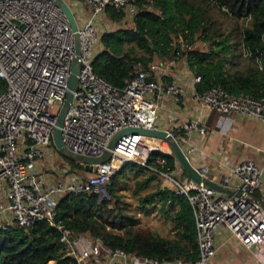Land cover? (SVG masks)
<instances>
[{"label": "built area", "instance_id": "built-area-1", "mask_svg": "<svg viewBox=\"0 0 264 264\" xmlns=\"http://www.w3.org/2000/svg\"><path fill=\"white\" fill-rule=\"evenodd\" d=\"M63 1L78 23L80 55L75 32L57 0H0V228L30 229L48 221L60 232L64 251L75 264H211L215 235L225 225L264 264V203L255 195L263 173L253 161L231 168L228 186L234 195L191 178L171 177L180 164L170 142L137 133L119 138L111 156L86 178L69 166L53 167V131L70 93L62 140L75 156H102L116 132L134 127L166 132L191 162L208 133L204 111L220 114L217 127L223 132L231 126V115L264 122V97L233 94L218 85L199 90L204 75L185 58L179 62V49L147 65L138 62L123 86L112 85L93 68L102 35L99 21L104 16L112 19L111 9L135 26L142 8L132 0ZM74 62L80 65L76 88L70 85ZM160 153L173 156L175 169ZM150 160L165 168L176 193L187 196L193 208L195 260L140 256L88 233L73 236L56 220L57 205L65 195L89 192L98 203L109 200L111 179L126 162L151 168Z\"/></svg>", "mask_w": 264, "mask_h": 264}, {"label": "trees", "instance_id": "trees-1", "mask_svg": "<svg viewBox=\"0 0 264 264\" xmlns=\"http://www.w3.org/2000/svg\"><path fill=\"white\" fill-rule=\"evenodd\" d=\"M132 1L142 8L136 16L135 27L102 34L100 40L104 49L97 51L94 57V71L112 85L123 86L138 62L147 65L160 59L162 53L169 54L175 38L181 34L191 42L200 37L211 45L209 52L183 51L188 63L204 75L199 90L218 85L233 94L264 97V0ZM216 8L233 18L243 17L248 21V26L240 30L238 39L249 59L257 64L250 65L246 72H231L225 66L228 59L224 54L233 44L231 34H225L215 16ZM110 15L114 19L123 16L111 9ZM222 53V57L214 61V57ZM160 154L166 156L175 169L173 156ZM149 164L161 171L165 169L153 160ZM77 165L84 169L83 164L78 162ZM152 168L126 162L111 179V199L101 203L97 202L94 193L65 195L57 205L56 220L64 223L73 236L88 233L108 246L121 247L140 256L168 259L182 256L195 260L198 256L197 228L187 196L178 195L169 187H160L141 196L139 192L153 180L150 176L137 181L134 194L140 201L138 207L144 215L151 214L158 207L163 209L174 223L176 236L165 238L153 232L145 234L135 230L141 217L130 209L131 205L123 199L121 190L127 189L131 176L138 180L143 173H155ZM114 230L123 233H114ZM60 236V232L45 220L36 222L30 229L0 228V264H75V259L65 253Z\"/></svg>", "mask_w": 264, "mask_h": 264}, {"label": "crops", "instance_id": "crops-1", "mask_svg": "<svg viewBox=\"0 0 264 264\" xmlns=\"http://www.w3.org/2000/svg\"><path fill=\"white\" fill-rule=\"evenodd\" d=\"M202 116L208 126V133L200 141L201 153L191 157L192 164L204 171L207 179L217 183L227 181L225 187L233 193L224 194L234 195L236 191L228 186L232 184L231 168L243 161H253L263 173L262 187L255 195L264 203V122L231 115V126L223 132L217 127L219 113L206 110ZM206 166L209 169L206 170ZM152 169L163 175L165 173V169ZM174 171L180 177L183 169L179 165ZM215 243L216 251L211 264H261L254 252L242 244L225 225L217 231Z\"/></svg>", "mask_w": 264, "mask_h": 264}, {"label": "rangeland", "instance_id": "rangeland-1", "mask_svg": "<svg viewBox=\"0 0 264 264\" xmlns=\"http://www.w3.org/2000/svg\"><path fill=\"white\" fill-rule=\"evenodd\" d=\"M149 8V7H147ZM151 8V7H150ZM216 18L220 21L221 27L223 31H225V34H231V42L233 44L232 48L226 51V53H222L221 55L218 54L214 57V61H217L222 57L224 54L227 59L225 61V66L228 70L231 72L234 71H243L246 72L249 68V66H255L257 63L250 60L248 54L246 53L244 47L239 43V34L240 30L242 31L243 27L248 26V21L245 20L243 17L233 18L231 15H227L223 13L219 8H216L214 10ZM124 15L120 19H108L105 16L102 17L99 21L98 30L99 35L116 31L118 29H131L135 27L129 19H124ZM174 46L169 51V54L162 53L161 57L163 56H171L174 50L179 49L181 51V57L178 59L179 62L182 64L185 62L182 60V58H185L187 60V54H183V51L186 52L188 50H200L204 52H209L211 50V45L209 41L201 39L200 37H196L194 41H189L186 38H184L183 35L180 34V36L175 38V41L173 42ZM179 46V47H177ZM104 49V44L99 40L98 45L96 47L97 51H101ZM56 147V146H55ZM51 160L54 158L55 163L53 167L57 168L61 165H66L71 167V171L78 176H82L84 178L88 177L92 174V172H88L77 165L78 161L73 159V157L70 156V154H64L60 150L56 148V150L53 151L51 155ZM77 162V163H76ZM169 175L171 177L176 176L175 171L170 172ZM153 177L152 182L147 188L142 189L139 194L141 196H144L152 191H155L159 189L160 187H169L171 189L175 190L174 182L170 179V177L166 176L165 174L160 173H143L140 175L139 179L136 180L134 177H130L127 184V189H122L121 193L123 195V199L130 203V209L139 217H141V223L135 227L136 231H139L141 233H156L159 234L165 238H173L176 236V232L174 230V223L170 219L169 215L166 214L163 209L158 207L157 210L152 212L149 215H144L141 212V209L138 207L140 204V201L138 200L137 196L134 194V190L137 186V181H142L146 179L147 177ZM177 177V176H176ZM111 231V230H110ZM114 233H123V231H117L114 230Z\"/></svg>", "mask_w": 264, "mask_h": 264}, {"label": "water", "instance_id": "water-1", "mask_svg": "<svg viewBox=\"0 0 264 264\" xmlns=\"http://www.w3.org/2000/svg\"><path fill=\"white\" fill-rule=\"evenodd\" d=\"M57 3L60 6V8L63 10V12L65 13L66 17L68 18V20L70 22V25H71L73 31L75 32L76 53H77V55H80V43H79V31H78L79 27H78V23H77V20L75 18V15H74L71 7L65 1L57 0ZM73 71H74V74L71 76L70 85L72 88H76L77 76L75 74L79 73V71H80V65L78 62H74ZM72 98H73V96L70 93L68 95V100L64 103V105L62 106V108L58 114L57 124L54 128V131H53V142H54L56 148L64 154H70L66 150L65 145L63 143L62 131H63V126H64V122L66 119V115H67L68 109L70 107V101L72 100ZM128 133H131V134L137 133V134L147 135V136H151V137L165 138L168 142H170L171 149L174 153V156L183 169V171L180 175L181 180L191 178L198 183H204V184H206V185H208V186H210V187H212V188H214L220 192L233 193V191H231L230 189H227L225 187L228 184L227 181L217 183L216 181L205 178L202 175V173L195 166L192 165V163L190 162L188 157L185 155L184 151L179 146V144L171 141L170 136L162 130H152V129L134 128V127L124 128V129L116 132L115 135L112 137L110 144H109V148L104 155L99 156V157H94V156H75V155L70 154V156L73 157V159H75L79 163L84 164L85 169L88 172H92L94 170V166L96 164L105 162L111 156L112 150L115 148L119 138H121L123 135L128 134Z\"/></svg>", "mask_w": 264, "mask_h": 264}]
</instances>
